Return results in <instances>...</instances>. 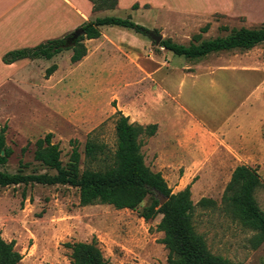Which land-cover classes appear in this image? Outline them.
Segmentation results:
<instances>
[{
    "label": "rangeland",
    "instance_id": "1",
    "mask_svg": "<svg viewBox=\"0 0 264 264\" xmlns=\"http://www.w3.org/2000/svg\"><path fill=\"white\" fill-rule=\"evenodd\" d=\"M120 3L121 11L114 17L126 19L129 15L126 8L143 5L149 11L142 19L135 16L132 21L152 29L163 40L184 46L195 35L211 40L226 36L232 29H256L264 24V0H120ZM161 6L171 11H163ZM194 12L197 15L191 14ZM206 25L207 32L201 33ZM222 27L227 31H222ZM148 42L154 52L162 51L160 54L166 56L162 58L171 67H189L191 71L200 67L256 71L253 77L239 71L224 73L232 81L247 79L243 85H235L238 89L231 108L223 110L210 98L200 108L207 117L216 119L214 123L232 116H245L247 124L264 119V44L250 51L222 52L191 61L159 50L151 39ZM71 55L72 51L67 50L51 60L38 59L31 68L19 63L1 71L0 76L12 75L20 80V84L6 83L0 87V128L7 125L5 146L12 150L6 164L0 165L1 172L54 175L55 171L44 168L33 158L34 143L48 133L53 134L51 143L58 145L64 166L69 163L74 147L80 154V173L112 165L116 111L121 107L125 113L129 112L132 91L115 89L114 81L110 83L117 76L114 68L118 58L102 57L103 65L98 64L95 72H88L82 65L72 64ZM52 65L57 69L46 77V70ZM258 80L261 82L255 89ZM133 92L135 97L145 95L143 90ZM145 138V135L140 138L142 146ZM90 140L104 147V153L95 160L85 156V144ZM252 148L264 176V141H256ZM239 163L235 159L220 167L211 164L193 176L195 181L190 188L193 204L208 198L216 206L207 209L196 206L192 222L212 255L233 264H264V242H258V232L242 226L223 201L230 172ZM252 165L259 173L258 163ZM182 173L180 169L179 174ZM262 176V186L255 191L254 198L264 213ZM150 202L148 196L135 211L102 204L83 207L79 191L67 185L21 184L0 188L1 236L7 243H14V250L22 257L18 264H72L71 251L65 244L91 243L94 239L107 264H167L168 250L161 243L164 235L157 230L161 216L145 221L139 215Z\"/></svg>",
    "mask_w": 264,
    "mask_h": 264
},
{
    "label": "crops",
    "instance_id": "2",
    "mask_svg": "<svg viewBox=\"0 0 264 264\" xmlns=\"http://www.w3.org/2000/svg\"><path fill=\"white\" fill-rule=\"evenodd\" d=\"M138 5L137 9H125L129 14L126 19L132 21L136 19L135 16L142 19V15L149 11L143 5ZM161 7L163 11H171L165 6ZM120 8V0H117L114 9L98 11L93 9L90 0H0V73L19 63L31 68L37 61L23 59L12 65L4 64L3 57L8 52L63 38L85 23L114 17L121 11ZM191 14L197 15L195 12ZM159 24L167 25L164 22ZM145 29L149 31L147 35L117 26H102L99 28V38L83 41L86 56L75 63L88 72H95L98 64L103 65L102 57L119 59L114 68L117 76L110 83L114 81L112 85L115 89L132 91V100L129 112L125 113L121 107L118 112L127 117L130 123L144 127L157 125L156 133L146 136L145 144L141 147L145 165L152 172H159L168 187L173 188V193L184 190L188 185L191 188L197 171L207 169L211 164L214 167L230 164L235 159L241 163L234 165L229 181L237 166L252 168V163H258V174L262 176V165L252 147L256 141H264V119L247 124L245 116H232L225 117L222 123H214L216 119L207 117L201 109L208 98L223 110L233 106L238 89L235 85H243L247 79L233 78L232 81L224 75L225 72L239 71L251 76L256 71L228 67L213 70L200 67L191 71L189 67H171L162 58V51H153L148 42L152 29ZM156 48L166 52L159 45ZM97 70L101 71V68ZM30 81L31 78L29 84ZM260 82L255 83V89ZM6 83L20 84V80L12 75H1L0 87ZM139 90L145 91V95L133 96V91ZM180 169L183 170L182 175L179 174Z\"/></svg>",
    "mask_w": 264,
    "mask_h": 264
},
{
    "label": "trees",
    "instance_id": "3",
    "mask_svg": "<svg viewBox=\"0 0 264 264\" xmlns=\"http://www.w3.org/2000/svg\"><path fill=\"white\" fill-rule=\"evenodd\" d=\"M90 2L95 11L114 9L117 6V0ZM132 8L137 9L138 6L134 5ZM102 26L126 28L142 35L149 33L147 29L130 19L116 17L96 19L78 28L84 33L73 41L72 34H69L63 38L45 41L33 48L10 51L3 57V63L12 64L23 59L51 60L67 50L72 51L70 62L78 63L87 53L83 41L99 38V28ZM207 30L208 25L201 29V33H206ZM221 30L227 31V28L222 27ZM68 41L72 42L71 46L68 45ZM262 44L264 24L256 29H232L226 36L211 40H202L201 35H195L188 46L166 39L160 42L159 47L187 60L199 61L211 54L235 50L245 52ZM56 69L55 65L49 67L46 70V77L51 76ZM116 116V150L111 166L104 170H84L80 173V154L76 147L71 151L69 163L64 166L60 160L58 145L51 143L53 134L48 133L34 143L33 158L44 168L55 171V174H23L20 171L10 174L0 171V188L21 184L67 185L79 191L80 206L102 204L112 206L116 210L130 211H135L148 196H151L150 204L144 207L139 215L145 221L161 216L157 230L164 235L161 243L168 250L167 264H233L209 252L205 240L197 234L192 222L196 206L202 209L213 208L216 206L215 201L202 198L194 205L190 185L182 191L173 193L162 175L159 172H152L145 165L140 137L153 136L157 125L144 127L130 123L129 119L118 111ZM6 130L7 125L0 128V165L6 164L12 154V150L5 146ZM84 151L89 160H95L98 155L104 153V147L90 140L86 142ZM261 186L262 180L257 170L240 165L233 170L223 195V201L232 209L241 225L258 232L259 243L264 242V213L258 207L254 193ZM159 195L166 199L163 205L159 203L157 197ZM65 247L71 251L72 264H107L95 239L91 243H67ZM21 259V255L14 250V243L4 241L0 231V264H18Z\"/></svg>",
    "mask_w": 264,
    "mask_h": 264
},
{
    "label": "water",
    "instance_id": "4",
    "mask_svg": "<svg viewBox=\"0 0 264 264\" xmlns=\"http://www.w3.org/2000/svg\"><path fill=\"white\" fill-rule=\"evenodd\" d=\"M83 30L82 29H77L76 31H74L72 33V37H71V40H75L77 39L79 36L83 35ZM149 37L152 41L155 42L156 45H159L160 42L163 40L162 39V36L161 35H158V34H155V33H150L149 34ZM158 199H159V203L160 205H163L165 202H166V199L163 198L162 196H158Z\"/></svg>",
    "mask_w": 264,
    "mask_h": 264
}]
</instances>
